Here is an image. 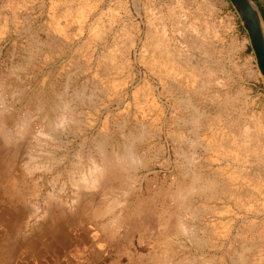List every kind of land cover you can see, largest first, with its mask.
<instances>
[{"label": "rangeland", "instance_id": "rangeland-1", "mask_svg": "<svg viewBox=\"0 0 264 264\" xmlns=\"http://www.w3.org/2000/svg\"><path fill=\"white\" fill-rule=\"evenodd\" d=\"M21 121L0 236L40 237L8 264H264V82L227 0H0V136Z\"/></svg>", "mask_w": 264, "mask_h": 264}, {"label": "bare ground", "instance_id": "bare-ground-1", "mask_svg": "<svg viewBox=\"0 0 264 264\" xmlns=\"http://www.w3.org/2000/svg\"><path fill=\"white\" fill-rule=\"evenodd\" d=\"M6 106V105H5ZM4 106V107H5ZM24 119V118H23ZM29 120V119H28ZM26 124L27 123H25L24 121H21L20 123H19V125L17 126V128L18 129H16V133L14 134H12V132L10 133L9 131H7V133H6V131H5V133H2L1 135L2 136H0V137H2L3 139L5 138V140L4 141H6L5 143H7V144H9V143H11V142H14L12 145L14 146V149L16 148V146H18L19 148H20V146H19V144H18V142L19 141H21L20 140V138H23V136H25V134L27 135V133L28 132H26L27 131V128H25L26 127ZM29 126V125H28ZM2 127V126H1ZM30 128V127H29ZM248 129V128H247ZM29 131V130H28ZM15 132V131H14ZM31 133V132H30ZM30 136V135H29ZM18 139H19V141H18ZM28 139V138H27ZM248 141H249V136H247L246 137V139H245V141H244V144H247L248 145ZM15 142H17V143H15ZM22 142V141H21ZM1 144V143H0ZM249 146V145H248ZM17 147V149H19ZM27 147V146H26ZM249 147H251L250 148V150H251V152H257V150H258V148H256V147H254V146H249ZM1 148V147H0ZM22 149V148H21ZM1 150H3V149H0V151ZM23 150V149H22ZM12 151V150H11ZM102 151V150H101ZM111 151V150H110ZM15 152V151H14ZM14 152H12V153H14ZM114 152V151H113ZM3 154V153H2ZM9 154V153H8ZM104 154H106V153H104ZM113 154H115V153H113ZM112 154V155H113ZM7 155V154H6ZM6 155H4V156H6ZM111 155V156H112ZM117 154H115V155H113V159L109 156V155H107L108 156V158L109 159H111V161H109V160H106V161H109V163H107V162H105V163H107V164H104V165H100V164H97V163H91V167L88 169V172H82L81 173V175H80V177L77 179V180H75L73 183H74V186H75V188L77 187L79 190H80V188H89V189H96L97 188V190H98V187L99 186H103V184H104V179H107L108 180V178L107 177H109L110 175H108L107 176V174H111V175H113L112 173H114V172H112V173H109V170L110 169H113V168H115L116 166H120V165H122V161L120 160V158L118 157V156H116ZM0 156H2L1 154H0ZM30 156V155H29ZM7 157V156H6ZM104 158H107L106 157V155H105V157H103V159ZM123 159V158H122ZM105 160H103V161H105ZM124 161V160H123ZM100 162V161H99ZM98 162V163H99ZM21 163V162H20ZM104 163V162H103ZM124 163V162H123ZM1 165V164H0ZM122 166H124V164L122 165ZM2 167V166H1ZM120 168V167H119ZM116 169H117V167H116ZM121 169V168H120ZM119 169V170H120ZM118 170V171H119ZM123 170V169H122ZM115 171V170H114ZM111 172V171H110ZM116 172V171H115ZM120 172V171H119ZM115 176V175H114ZM107 180H106V182H107ZM109 180H110V177H109ZM104 181V182H103ZM104 187V186H103ZM76 188V189H77ZM100 188V187H99ZM112 188V187H111ZM94 189V190H95ZM107 190V189H106ZM77 191V190H76ZM93 191V190H92ZM96 191V190H95ZM81 192V191H80ZM104 192V191H103ZM78 193V192H77ZM77 193L75 192V194L74 195H77ZM81 194V193H80ZM83 195V194H82ZM81 195V196H82ZM87 195V194H86ZM89 195V194H88ZM53 196V195H52ZM88 197H90V196H88ZM25 198V197H24ZM56 198V197H55ZM77 198H78V196H77ZM76 198V199H77ZM81 198V197H80ZM60 199V198H59ZM73 201H75L74 199H72ZM72 202V201H71ZM75 204V203H74ZM72 205V204H71ZM69 208V207H68ZM35 209V208H34ZM36 210V209H35ZM29 213V212H28ZM31 213H33V212H31ZM44 214V213H43ZM23 215H21V217H22ZM27 219V218H26ZM37 219V218H36ZM47 221V220H46ZM27 223V222H26ZM45 224V223H44ZM41 226V225H40ZM40 232H38V234H39ZM37 234V232L36 233H34V235H33V237H31V238H19L17 241H15L16 243H15V245L13 246L14 248L12 249L11 248V250H10V246H11V244H10V236L9 235H7V233H5V238H3L2 236H0V249H1V251L3 250L4 251V253H3V255L0 257V264H8V262H9V257H10V255H11V253L13 254V255H16V259L18 258V257H20L18 254L19 253H21V255H23V256H21V258H22V260L24 261L25 260V258H28L29 257V252H30V250H34L35 252H36V249H37V247H38V244H37V242H36V240H37V238H39L40 236ZM7 235V236H6ZM41 235V234H40ZM43 236V235H42ZM43 239V238H42ZM41 239V240H42ZM48 245V244H47ZM46 245V246H47ZM47 248V247H46ZM51 250V249H50ZM53 250V249H52ZM27 253V254H26ZM36 253H38V252H36ZM13 259V258H12ZM13 264H17V260H15L14 262H13Z\"/></svg>", "mask_w": 264, "mask_h": 264}, {"label": "water", "instance_id": "water-1", "mask_svg": "<svg viewBox=\"0 0 264 264\" xmlns=\"http://www.w3.org/2000/svg\"><path fill=\"white\" fill-rule=\"evenodd\" d=\"M242 26L264 82V20L255 0H227Z\"/></svg>", "mask_w": 264, "mask_h": 264}, {"label": "trees", "instance_id": "trees-1", "mask_svg": "<svg viewBox=\"0 0 264 264\" xmlns=\"http://www.w3.org/2000/svg\"><path fill=\"white\" fill-rule=\"evenodd\" d=\"M264 20V0H255Z\"/></svg>", "mask_w": 264, "mask_h": 264}]
</instances>
